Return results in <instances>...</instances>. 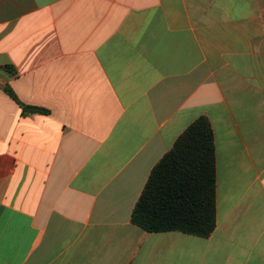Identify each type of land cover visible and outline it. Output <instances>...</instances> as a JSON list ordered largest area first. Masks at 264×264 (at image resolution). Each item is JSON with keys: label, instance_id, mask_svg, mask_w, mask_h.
Here are the masks:
<instances>
[{"label": "crops", "instance_id": "crops-1", "mask_svg": "<svg viewBox=\"0 0 264 264\" xmlns=\"http://www.w3.org/2000/svg\"><path fill=\"white\" fill-rule=\"evenodd\" d=\"M199 116L215 228L147 232ZM0 264H264V0H0Z\"/></svg>", "mask_w": 264, "mask_h": 264}, {"label": "trees", "instance_id": "trees-1", "mask_svg": "<svg viewBox=\"0 0 264 264\" xmlns=\"http://www.w3.org/2000/svg\"><path fill=\"white\" fill-rule=\"evenodd\" d=\"M21 113L43 111L21 103ZM131 223L147 232L179 231L208 237L215 228V149L208 119L199 116L152 167Z\"/></svg>", "mask_w": 264, "mask_h": 264}]
</instances>
